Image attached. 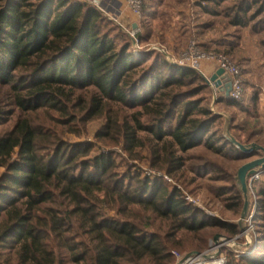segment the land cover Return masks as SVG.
Returning a JSON list of instances; mask_svg holds the SVG:
<instances>
[{
	"label": "trees",
	"instance_id": "16d2710c",
	"mask_svg": "<svg viewBox=\"0 0 264 264\" xmlns=\"http://www.w3.org/2000/svg\"><path fill=\"white\" fill-rule=\"evenodd\" d=\"M149 16L146 5L142 26ZM106 23L114 22L82 0H0V88L18 112L14 126L0 134V167L6 169L0 177V264H60L59 247L72 250L77 264H173V248L204 250L200 231L240 233L235 223L201 216L163 180L116 172L110 154L91 155L87 146L50 136L52 148H41L48 132L33 114L70 116L73 108L85 119L104 117L98 135L118 136L128 151L144 145L141 133L150 135L153 165H167L170 173L185 165L179 153L199 146L218 154L235 151L241 158L257 154L226 137L223 115L205 99L190 98L199 91L212 94L200 71L175 65L158 50L136 56L132 36L123 32L128 41L118 44ZM217 101L236 106L245 117L260 116L258 92L248 106L226 97ZM257 189L264 203V186ZM234 193L230 207L240 211L245 198L238 187ZM57 200L65 208L51 206ZM106 201L119 217L108 215ZM258 209L264 218V205ZM157 220L167 228H155ZM75 229L90 234L89 250L61 242L64 232ZM52 235L57 247L50 244ZM227 264H264V257L229 252Z\"/></svg>",
	"mask_w": 264,
	"mask_h": 264
},
{
	"label": "rangeland",
	"instance_id": "374dc122",
	"mask_svg": "<svg viewBox=\"0 0 264 264\" xmlns=\"http://www.w3.org/2000/svg\"><path fill=\"white\" fill-rule=\"evenodd\" d=\"M170 1L171 0H165V2L161 4L163 5L161 8H153L152 0H143V11L144 6L147 5L151 9V16L143 19L145 20V26H142L141 24L142 17L137 20L135 19L138 24V32L135 37H132V43L134 47L133 51L136 56H141L148 51L158 50L170 62L177 65V60L181 53L189 47L192 41H195L199 44L201 50H217L219 52L229 53L232 59L241 66L237 60L236 54L231 53L232 51L235 52V50L233 47L228 46L225 32H223L218 38L206 40L200 39L198 35L190 32L191 24L186 23L184 17L175 16L174 9L168 8V4L169 6H172V1ZM217 1L218 0L204 1L203 6L209 10H214ZM238 1L239 0H237V2ZM232 4L233 1L231 0V4L224 7V12H230L231 10H227V8L233 6ZM245 7V11L252 8V1L247 2L246 0ZM97 8L114 22L106 23L105 30L116 38L118 44L128 41V37L124 36L123 32L129 34L130 24L135 20L133 18L123 17V14L119 12L121 9L120 1H105L104 7L100 6ZM244 18L246 22H250L252 20V11L247 13ZM175 26H178V32L175 31ZM228 28L229 24L225 26V31L228 30ZM147 31H149V35L147 36L149 38H146V40L140 39L139 34H145ZM176 35L180 36L182 39L178 54L170 52L167 49L168 46H165L164 44L169 43V39ZM202 64L198 71L201 72L206 82L210 85L212 94H207V91H199L197 95L190 98L205 99L204 104L208 105L215 113L223 115L224 120L221 126L223 127V132L227 138L233 137L239 144L245 146H250L256 143L264 147V124H255L253 121L254 118L250 116L245 117L244 113H242L236 106L228 105L227 101H224L223 103L218 102L219 92L215 90L213 84L209 83L211 77L203 74ZM247 72L252 80V76H255L252 67ZM198 84H200V82H198ZM250 84H252V81H250ZM187 88L188 87H184V90ZM244 88L245 96L248 95L250 100V97L252 96V87L249 88L248 83L245 81ZM257 89L263 94L262 102L264 103V91L261 88ZM4 94V90L0 88V110L2 112L0 114V134L9 131L14 126L18 116L15 106L12 105ZM243 105L248 106V104ZM70 112V116L61 115L55 111L43 110L33 114L35 123L42 128H45L46 133L48 132L45 140L41 142V148L51 146V144L48 143L50 141H47V138L50 136V138H56L57 141H62L66 144L87 146L91 149V155L101 153L110 154L116 161V172H119L121 175L130 171L132 173H141L143 176L150 178H157L161 181L163 180L169 186L178 188L184 200L202 211L201 216L220 218L237 224L240 229L239 234L233 235L220 228H207L197 233L201 241L205 244L202 248L204 249L203 251H198V249L201 248L193 246L192 248H173L172 254L175 251L182 254H188L194 251L205 252L216 243V238L218 237V243H225L224 246L219 248V254L222 253L226 255L227 261L229 252L235 254L236 258L251 257L252 259H256L264 257V218L262 217L263 213L259 212L258 209L259 206L264 205V203L260 202V196H258L259 189H257L260 188V186H264V168L259 169L262 174L255 182V196H252L251 198L250 209L245 219V231L241 230L238 223L244 210L245 199L242 210L237 211L234 207H230L232 205L231 203L235 202V199H232L235 196V189L238 187L242 191L239 180V171L241 167L252 160L264 156L262 150H253L258 151L257 154L241 158L243 154L241 155V153H236L235 151L230 154H218L207 150L205 147L199 146L186 153H179L185 158V165L181 170L170 173L167 165L166 167L153 165L154 161L157 160L153 153L155 143L147 133H141L144 142L143 146L137 147L133 151H128L124 142H122V139L118 136L116 140H111L98 135L100 131H104V117L85 119V115H83V112L79 109L71 108ZM233 115L237 116L234 122L233 118L235 117H233ZM232 125L234 129H231ZM241 127H243V131L238 129ZM249 134L251 135L248 136ZM253 151L244 152L248 154ZM5 173L6 169L0 167V177ZM60 200L51 203V206L65 208L66 203ZM107 202L108 201H106V204L103 203L105 207L104 210L110 216L119 217L116 216L114 210L109 209L113 207ZM164 223L165 222L160 220L155 221V228H158V226L163 225ZM163 228L167 227H164L163 225ZM52 238H54V235H52ZM54 239L55 240L50 241V244L57 247L59 240L57 238ZM60 239L61 242H68L69 245L79 252L80 250H89L92 246L90 243V234L84 229L66 231ZM195 242L199 243V241ZM1 251L6 252L4 249ZM57 255L60 264H77L73 259L75 253L70 249L59 247L57 248ZM175 260L176 258L174 256L173 264H175Z\"/></svg>",
	"mask_w": 264,
	"mask_h": 264
},
{
	"label": "crops",
	"instance_id": "0c3cea01",
	"mask_svg": "<svg viewBox=\"0 0 264 264\" xmlns=\"http://www.w3.org/2000/svg\"><path fill=\"white\" fill-rule=\"evenodd\" d=\"M171 1L172 6L168 4V8L174 9L175 16L184 17L186 23L191 24L190 32L198 35L200 39L218 38L225 32L228 46L234 48L237 60L242 66L245 81L248 83L249 88L252 87V96L254 92H258L259 95L260 116L254 118L253 121L255 124H264L263 94L257 89L261 88L264 91V0H252V8L248 9V11L244 10L246 9V0H239L238 2L237 0H232L233 6L227 8V10H231L230 12L227 11V13L224 12V7L228 4L230 5L231 0H218L214 10H209L203 6L204 1L208 0ZM163 2L165 0H152L153 8H161ZM247 2H251V0H247ZM251 11L252 20L246 22L244 17ZM123 17L135 20L128 8L123 10ZM135 21L132 23H137ZM227 24H229V28L225 31ZM177 27L175 26V31L179 30ZM181 40V37L176 35L169 39V43L164 44L168 46L167 49L170 52L178 54ZM251 67L255 74V76H252V80L247 72ZM202 68L203 74L211 77L219 67L214 61H204ZM250 81H252V84H250ZM215 90L219 92V89L215 88ZM248 103L249 98L247 95L246 104Z\"/></svg>",
	"mask_w": 264,
	"mask_h": 264
},
{
	"label": "built area",
	"instance_id": "2783aa9c",
	"mask_svg": "<svg viewBox=\"0 0 264 264\" xmlns=\"http://www.w3.org/2000/svg\"><path fill=\"white\" fill-rule=\"evenodd\" d=\"M95 5L96 7H104L105 1L116 0H82ZM121 9L119 12L123 14V10L128 8L134 18L140 19L143 16V0H119ZM110 11V10H109ZM118 13V12H117ZM137 22V21H135ZM138 32V25L134 27V23L130 24L129 34L132 37ZM136 40V39H135ZM231 53H234L233 51ZM204 61H214L219 68H223L231 77L232 90L230 99L235 102L246 104L247 96H245V78L241 66L232 59L227 52H219L217 50L204 51L199 48V44L195 41L184 50L177 60V65L182 67H190L199 70ZM262 172L258 171L249 177L251 198L255 196V182L260 178ZM247 235V232H246ZM224 242L215 243L209 250L199 253L182 254L173 252L176 260L175 264H227V256L220 253L219 248L224 246Z\"/></svg>",
	"mask_w": 264,
	"mask_h": 264
},
{
	"label": "water",
	"instance_id": "95a60500",
	"mask_svg": "<svg viewBox=\"0 0 264 264\" xmlns=\"http://www.w3.org/2000/svg\"><path fill=\"white\" fill-rule=\"evenodd\" d=\"M138 24L134 23V27ZM209 83L213 84L216 89H219V97H230V93L232 90V82L231 77L228 73L225 72L223 68H218V70L211 76ZM235 145L240 147L244 151H253V150H262L264 152V147L258 145L256 143L245 146L239 144L233 137L229 138ZM264 168V156L252 160L251 162L246 163L243 165L239 171V180L241 184V188L245 198L244 210L242 216L239 220V225L242 231H245V219L248 215L251 203V193H250V184H249V177L255 174L256 172L260 171L259 169ZM218 237L216 238V243H218ZM199 253L197 251H194ZM191 252V253H194Z\"/></svg>",
	"mask_w": 264,
	"mask_h": 264
}]
</instances>
